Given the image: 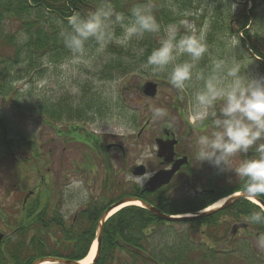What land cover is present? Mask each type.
<instances>
[{
	"label": "rangeland",
	"instance_id": "obj_1",
	"mask_svg": "<svg viewBox=\"0 0 264 264\" xmlns=\"http://www.w3.org/2000/svg\"><path fill=\"white\" fill-rule=\"evenodd\" d=\"M233 4L236 5L234 11L231 6ZM251 6L255 15L248 17V25L236 34L238 25L233 23L234 19L243 10L248 11ZM185 11L198 13V18L192 17L198 26H208L209 53L200 61V69L207 70L213 58L232 55L229 42L235 38L239 41L235 52L237 59L245 63L252 61L248 71L253 75H264V0L256 3L242 0H191L190 8ZM210 18L214 19L211 26ZM166 25L161 22L162 29ZM2 30L4 34L13 33L15 24L5 25ZM116 31L119 34L120 29L117 28ZM154 36L157 38L154 47H157L160 36ZM139 42L140 40H133L128 46L136 61ZM251 45L254 46L253 50ZM104 52H97V45L92 44L86 54L90 63L69 64L70 56L53 65L41 57L38 68L26 72L22 70L19 73L16 65L8 66L5 70L9 62L3 58L10 55L11 51L2 49L0 44V75L5 78L1 80L11 87L7 94L0 92V118L7 128L17 129L15 125L9 126V123L20 125L23 128L21 134L29 143L20 151H11L18 146L14 141L0 154V232L7 234L11 231L2 222L4 213L9 218L6 206L12 202L14 206H18L28 190L35 191L37 183L46 184L44 194L50 201L49 207L55 209L56 206L65 219L70 220L75 209L81 205L80 202L86 200L88 195L96 197L102 193L104 198L111 200L123 192L124 186L129 188L131 182L127 181V169H131V166L141 163L147 171L153 170L157 161L152 153L155 149L154 139L163 128L193 129L187 121L192 88L180 99L181 94L169 85L165 76L154 75L150 69L142 67L143 63L138 64L135 61L127 65V71L123 74L112 72L110 79L99 77L97 74L100 62L107 58ZM147 83L155 85L153 97L143 93V87ZM193 85L198 86V82L193 81ZM83 93L85 96L82 98ZM81 98L95 101L91 112L84 115L85 119H81L82 121L63 119L44 122V116L37 113V103L43 102L46 105L60 99L61 103L69 101L71 104L80 105ZM156 107L168 109L169 116L166 120L152 119V109ZM98 122L106 124L110 129L120 128L122 125H127L128 128L122 134L101 135L95 131ZM168 122H171L170 127L167 126ZM23 136L8 137L6 141L24 139ZM115 143L122 147V151ZM108 144L112 147L105 149ZM13 152L14 155L10 158L8 154ZM240 160L236 156L233 163ZM83 164L89 168L87 171L82 169ZM77 172L82 173L83 178H76L79 177ZM83 182H87L88 186H82ZM47 188H51L50 192ZM38 193L41 195L43 191L38 189L36 194L39 196ZM48 199L41 201L42 206L49 202ZM256 229L257 227L253 228L252 239L248 244H234L230 247L219 244L217 250H228L233 255L209 260L208 264H247L244 260L247 254L244 249L247 246L252 250V256L257 250L256 254L261 258L264 250L256 246ZM221 233L220 230L218 234ZM145 234H148L145 245L148 253H157L158 248L184 252L187 243L192 248L202 242L211 247L214 240H210L212 237L209 235L216 237L207 224L194 223L193 226L186 222L152 225ZM223 234L230 236L226 232ZM184 264L194 263L190 261ZM252 264H264V261L253 258Z\"/></svg>",
	"mask_w": 264,
	"mask_h": 264
},
{
	"label": "trees",
	"instance_id": "obj_2",
	"mask_svg": "<svg viewBox=\"0 0 264 264\" xmlns=\"http://www.w3.org/2000/svg\"><path fill=\"white\" fill-rule=\"evenodd\" d=\"M242 1L258 2V0ZM112 2L118 11L127 13L137 0H112ZM151 2L154 4V13L158 21L168 24L181 18L179 13L190 8L191 0H151ZM99 3L100 0H0V44L2 49L7 48L11 51L10 55L7 54L3 58L9 62L5 70L8 66L14 65L18 67L16 71L19 73L22 70L25 72L35 70L40 66L38 61L41 57L46 58L47 62H52L53 65L69 58L71 53L59 36L60 31L67 26V18L73 12L84 15L99 6ZM251 9L252 6L248 11L243 10L234 21L232 20L238 25V29L235 30L236 34L242 32L248 25V17L255 15L254 9ZM213 20L210 18L209 26ZM14 24L15 32L8 34L2 32V27ZM244 35H247V32H244ZM141 41L142 43H140ZM140 42L139 48L143 47L145 54L144 56L138 55L137 61L130 47L109 45L104 52L107 58L100 62V70L97 75L104 79H110L112 72L123 74L127 71V65L134 61L138 64L144 63L147 55L156 45L157 38L154 34H145ZM92 44L96 45L94 41H89L86 48L89 49ZM251 47L253 50L254 46L251 45ZM9 75L7 72V76ZM1 79L5 80V78L0 75V92L3 91L7 94L11 87ZM83 96H85L84 93L82 98ZM81 101L80 105L75 104L76 106L69 101H64V103L59 101L56 108L54 107L55 102L39 106L43 103L41 102L37 103V107L48 120L55 121L56 117L81 120L84 115L91 112L95 103L89 99ZM7 131L3 119L0 118V137H4ZM3 145H5L4 138L0 141V147ZM145 202L149 203L146 200ZM49 205L48 202L41 209L26 210L25 226L8 236L6 245L0 252V264H31L34 260L43 257L80 261L87 255L91 241L95 237L96 224L104 210V205L99 200H91L84 209L76 214L74 219L70 220H66L58 209H53ZM250 206L253 210L259 211L257 207ZM160 210L168 215L183 214L188 211L167 206ZM247 213L248 211H246ZM204 221H212V219L211 217L199 219L188 222V224L199 225ZM172 222L177 223V221H162L149 211L139 207H126L119 210L104 223L99 253L92 264H184L190 261L194 264H208L209 260L233 255L230 251L217 250L204 244L192 248L190 243L185 245L184 252L158 248L157 253H154L155 251L148 253L145 248L148 234H145V231L152 225L160 226ZM209 237L216 238L210 235ZM134 249H137L141 254H137ZM249 250L248 247L244 249L247 253L244 256L246 263L252 264L253 258L261 260L256 251L252 256V252Z\"/></svg>",
	"mask_w": 264,
	"mask_h": 264
},
{
	"label": "clouds",
	"instance_id": "obj_3",
	"mask_svg": "<svg viewBox=\"0 0 264 264\" xmlns=\"http://www.w3.org/2000/svg\"><path fill=\"white\" fill-rule=\"evenodd\" d=\"M231 6L234 11L236 5ZM179 15L180 19L162 29L151 0H137L127 13L118 11L112 0H100L99 6L84 15L73 12L59 36L71 53L68 63L73 65L90 63L86 59L89 41L95 42L97 52H104L111 44L127 48L145 34L160 36L158 46L147 55L142 67L154 75L165 76L169 85L181 94L180 99L193 89L187 121L193 129H203L195 140L196 164L208 163L218 173H232L234 179L243 181V194L256 199L264 195V75L248 71L252 61L237 59L239 41L235 38L229 42L232 55L213 58L207 70L200 69V61L209 53L208 26H198L192 19L198 18V13L185 11ZM137 54L144 56L145 49L139 48ZM193 81L198 86L194 87ZM168 116L165 107L152 109L154 121L166 120ZM127 128L122 125L110 129L98 122L95 131L118 135ZM249 152L255 153L254 158L233 163L238 154ZM153 174L143 173L129 179L143 188ZM246 223L264 224V212H252ZM256 246L264 249V233L257 236Z\"/></svg>",
	"mask_w": 264,
	"mask_h": 264
},
{
	"label": "flooded vegetation",
	"instance_id": "obj_4",
	"mask_svg": "<svg viewBox=\"0 0 264 264\" xmlns=\"http://www.w3.org/2000/svg\"><path fill=\"white\" fill-rule=\"evenodd\" d=\"M201 132H203V129L194 130L191 128H163L160 135L154 139L155 149L152 148L154 149L152 150L153 156L157 159L155 168L151 171H147L145 165L141 163L140 164L143 165L145 173H154L152 177H154L159 171L166 175L167 171L172 170V167L175 164H179L177 169L172 172L168 183L156 190H150L152 186L148 183H145L144 187L141 188L137 183L134 182V180L129 179V177L132 176V172H136V168L131 166V169H127V181H130L131 184L129 188H126L128 190L131 189L132 194L122 196L116 201L124 197H138L148 201L149 203H152V205L158 209L165 208V206H167L170 208L176 207L177 209L201 210L200 208H205L215 204L220 198L229 197L236 192H243V181L234 179L232 173H218L217 169L213 168L208 163L196 164L195 140ZM56 135L58 136V134ZM158 141L167 143V145L161 144V146L166 148V150L171 149V153L167 154L165 157L162 155L158 156ZM115 146H117V148L122 151V147L120 145L116 144ZM111 147L112 145L108 144L105 146V149ZM237 156L242 160L254 158L255 153H241ZM235 158H233V162ZM82 169L87 171L89 168L83 164ZM77 173L79 174V177L76 178H83L81 176L82 173ZM83 185L85 187L88 186L87 182H83L82 186ZM38 189L39 184L37 183L35 191L32 189L28 190L22 201L19 202L18 206H14L13 202L11 205L8 204L6 206V210L9 218L5 215L6 213L3 214L4 218L1 214L3 225L7 229L11 230L7 234L0 232L1 250L6 245L8 236L11 233L16 232L17 229L20 230L25 226L24 221L26 210L33 211L34 208L41 209L42 200L40 199V194L38 193L39 196L36 194ZM172 194L176 195L172 196ZM101 196L102 193L99 197ZM262 197H264V195H261L257 198L264 202ZM55 209H57L56 206ZM76 209L73 215L76 214ZM246 211H248L247 214ZM192 212H195V210ZM252 212H255V210H253L251 206L244 201V199H237L232 204L214 212L213 215L210 216L212 221H206L203 223V225L207 224L208 227L210 226L213 231L216 232L217 241H215V244L217 245L221 244L226 247L229 245L230 247L234 244L250 243V239H252L251 235L253 234L252 230L254 227H257L256 231L254 232V236L256 238L261 233H264V224L246 223L247 218ZM220 230L222 232L221 235L218 234ZM228 230L231 231L229 232ZM223 232H226V234H229L230 236L226 237ZM262 254L264 256V252Z\"/></svg>",
	"mask_w": 264,
	"mask_h": 264
},
{
	"label": "water",
	"instance_id": "obj_5",
	"mask_svg": "<svg viewBox=\"0 0 264 264\" xmlns=\"http://www.w3.org/2000/svg\"><path fill=\"white\" fill-rule=\"evenodd\" d=\"M143 93L146 96H148V97H153L155 95V85L152 84V83L145 84L144 87H143ZM161 144L162 145H167V143H165L163 141H158V143H157V145H158V156L159 155H162L163 157H165L167 154H170L171 153V149L166 150V148L162 147ZM178 165L179 164H175L172 167V170L171 171H167V174L166 175L164 173H161V171H159L154 177H152L148 181V184H150L152 186L151 187V190H155L158 187L166 184L169 181V179H170L171 173L177 169ZM135 171L136 172H134V174H136V175L143 174V167L138 166V167H136V170ZM238 198L249 199L251 197L246 196L244 194H240L239 196H235V197H232V198L228 199L222 207H225V206L229 205L231 202H234ZM253 200H255L262 207H264V204L261 203L257 198L256 199H253ZM128 201H138V202H140V204H141V206L143 208L148 209L150 212H152L158 218L163 219V220H167V221L168 220H172V219H177V218L179 220H184V221L193 220V219H197V218H202V217L209 216L210 214H212L213 212L216 211L214 209V210H209V211L198 212V213H195L193 216H188V217H169V216H166V215L160 213L158 210L150 207L149 205H147V204H145V203H143V202H141V201H139L137 199H134V198H124V199H122V200H120V201L112 204L111 206H109L102 213V215L100 216V220L97 223V233H96L97 246H96V253H95L96 255L98 253V248H99V243H100V237H101V234H102V225H103V223L105 222L106 218L110 216V212L114 208H116V207L120 206L121 204H123L125 202H128ZM32 264H82V263L81 262H73V261L60 260V259H55V258H45V259L37 260V261L33 262Z\"/></svg>",
	"mask_w": 264,
	"mask_h": 264
},
{
	"label": "bare ground",
	"instance_id": "obj_6",
	"mask_svg": "<svg viewBox=\"0 0 264 264\" xmlns=\"http://www.w3.org/2000/svg\"><path fill=\"white\" fill-rule=\"evenodd\" d=\"M40 199L43 201V200H45L46 198H45V196H44L43 194H41V195H40ZM251 201L254 202L252 198H251ZM223 202H224V200H220V201H218L213 207L216 208V207H218V206H221V204H222ZM128 205H136V206H138V205H140V204H139L138 202H128V203H124L123 205H120V206H118L117 208H114L113 211L111 212V214H113L114 212H116V211L119 210L120 208H123L124 206H128ZM100 240H101V238H100ZM96 246H97V242H96V237H95V241L92 243L88 255H87L84 259H82V261H81L82 264H88V263L91 262V260H92V258H93V256H94V254H95V251H96ZM99 246H100V243H99ZM98 249H99V248H98Z\"/></svg>",
	"mask_w": 264,
	"mask_h": 264
}]
</instances>
